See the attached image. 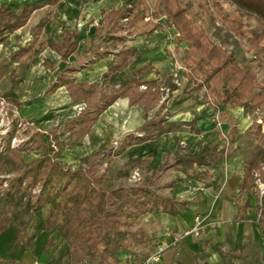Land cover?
<instances>
[{
    "label": "trees",
    "instance_id": "obj_1",
    "mask_svg": "<svg viewBox=\"0 0 264 264\" xmlns=\"http://www.w3.org/2000/svg\"><path fill=\"white\" fill-rule=\"evenodd\" d=\"M59 1H30L18 9L0 6V44L6 41V32L25 25L34 10L46 4L53 6ZM210 1L208 12L211 17H215L218 11L221 14L224 3L234 6L236 13L232 16L221 14L220 19L227 22L236 35L247 37L255 58L264 62V0ZM187 6L179 0H122L120 5L109 10L101 9L96 37L100 39L99 43H105V49L99 50L97 44L94 59L113 53L111 64L101 78L102 83L109 84V90H103L97 82L76 80V70L70 67L60 70L56 82L46 94L65 85L73 101H85L86 106L62 125L45 130L32 126L21 129L18 122L22 119L23 102L14 91L45 43L39 42L36 36L30 44L14 52L12 56L22 60L24 70L22 75L14 71L9 77L10 87L0 94V107L5 106L3 102L16 107V112L11 109L7 129L2 131L0 126V234L12 223L15 242L18 243L31 222L41 217L44 229L60 233L67 246L68 264H120L123 255H131L134 261L142 263L148 255L156 252L154 233L158 230L157 223L143 221L141 217L158 212L177 215L187 208L189 201L177 198L173 191L182 178L176 176L169 182H158L157 175L163 165L154 167L150 162L151 154L147 157L128 156L119 167H114L112 162L116 155H124L131 145L155 140L181 124H188L200 132L196 117L180 123L167 121L162 113L165 101L159 102L162 89L158 79L145 78L151 65L134 67L126 75H120L141 57L140 48L128 45L127 39L149 36L166 25L174 26L178 31L177 41L186 43L187 56L183 64L187 71L183 72L188 83L199 90L205 88L214 108L241 106L245 113H254L249 130L254 133L258 149L244 158L238 189L241 192L253 190L258 182H264V82L258 77L253 63L240 64L234 51L214 42L195 21L188 19ZM46 22L47 18L41 19L38 33ZM62 33L61 42L50 37L47 44L58 51L62 59H68L70 54L79 52V41L75 30L63 26ZM91 62L87 61L84 66ZM173 75L166 78L168 94L178 88ZM142 85L146 88L142 89ZM120 96H129L131 104L143 102L146 111L150 106L144 100L148 103L154 101L157 110L151 117L144 112L146 121L139 128L140 132L125 134L117 147L100 145L83 155L79 165H70L63 159L64 151L69 146L81 145L99 116ZM258 110L263 112L261 116ZM19 130L25 134L24 142L11 146L12 137ZM227 137L229 144L238 140L237 126H231ZM220 142L200 144L194 151L184 147L176 153L173 166L185 178H195L209 186L211 183L207 178L212 174L208 166L219 164L230 155L227 145L221 147ZM179 148H183L181 144ZM32 151H37L38 155L27 160L25 153ZM135 167L142 168V178L126 181ZM112 169H116V175L123 179L108 189L103 182ZM164 188H169L171 193H165ZM259 198L264 231V193ZM249 204L247 200L244 208L247 209ZM51 244L47 241L44 247ZM2 261L0 257V264Z\"/></svg>",
    "mask_w": 264,
    "mask_h": 264
},
{
    "label": "crops",
    "instance_id": "obj_2",
    "mask_svg": "<svg viewBox=\"0 0 264 264\" xmlns=\"http://www.w3.org/2000/svg\"><path fill=\"white\" fill-rule=\"evenodd\" d=\"M30 1L46 0H0V6L18 9ZM104 1L60 0L53 6L46 4L34 10L25 25L12 32H6V41L0 44V50L3 46H12L11 48L15 52L30 44L36 36L39 38V42L44 41L45 43L38 58L25 71L22 81L14 87V91L23 102L20 114L24 119L30 120L37 126L50 128L62 125L69 117L75 115V106L80 101H73L65 85L58 86L53 92L46 94V91L56 82L58 72L66 67L76 70L74 76L78 81L102 84V75L109 68L113 59V53L94 59L97 44H99V50L105 49V43H99L100 39L96 37V29L101 22L103 7L98 9L100 19L97 23L96 10L83 13L79 20L76 15H70L69 8L70 6L76 8L74 3L78 4L79 2L82 7L95 8V5L98 4L99 8ZM34 18L36 21L33 24ZM42 18H47V22L42 31L38 33V24ZM63 26L75 30L79 41V52L70 54L68 59H62L60 53L47 44V39L50 37L59 42L63 40ZM154 34L155 31L147 37L150 38ZM147 45L144 47L143 45H131L140 48L141 57L137 59L134 66L122 70L120 75H126L134 67L149 64L152 67L146 73L145 78H157L163 90L166 87L167 76L174 73H167L164 79L161 78L163 68L168 67V63L162 56L163 49H158L155 44ZM12 55L11 61L15 60L23 66L22 60L14 58ZM89 60L92 62L84 66ZM0 64V66L5 65L2 61ZM14 71L12 69L10 75ZM15 73L17 72L15 71ZM187 86L188 84L185 82L183 88L178 87L166 97L163 96V100L171 102L169 103L171 112L165 113L164 110L167 109L165 105L162 113L167 117L168 122L176 123L196 117L195 123L200 128V132L197 133L188 124H181L155 140L131 145L124 155L115 156L112 165L119 167L125 163L128 156L147 157L151 154L150 162L154 167L163 165V169L157 175L158 182L164 180L163 184L176 176L182 178L174 186L173 191L177 198L189 201L188 207L183 208L177 215L167 212L143 215L141 217L143 221L157 223L158 230L154 236L157 243L156 251L160 246L163 247L160 259L149 263L144 260L139 263L134 261L131 255H123L120 264H264V231L260 214L259 217L257 216L259 213L258 204H255L250 197L243 204L234 197V191H239L238 184L243 174L244 158L241 159L239 155L230 153L221 163L208 166L212 174L207 178V181L211 183L209 186H205L201 180L185 178V175L173 166L176 161V153L184 150V147L194 151L200 144H215L219 140H221V147L229 145L226 144L228 137L224 138L223 136H226L225 132H229L231 126L227 121H223L222 117H220L222 123L217 125L214 118L216 108L214 109L209 104L208 99L197 101L195 91H184ZM141 88L144 89L146 86L142 85ZM144 101L150 106L148 111L144 109L143 102L131 104L129 96L118 97L99 116L90 133L83 138L82 144L69 146L63 155L71 149L73 153H76L73 160L78 162L77 154L88 151L89 143L92 146L88 153L100 145H115L117 147L125 134L138 133L139 128L146 121L144 112H147L148 117H151L157 110L154 101L149 103L148 100ZM218 109L220 111V108ZM180 144L183 147L181 150H179ZM233 144V147L237 146V141ZM88 153H84V155ZM73 160L67 161L71 164ZM136 170L139 171L138 179L133 178ZM142 176V168L135 167L126 181L134 182ZM121 179L123 177L116 175V169H112L109 177L104 180L103 186L110 189ZM163 190L165 193H171L169 188ZM247 191H239V194ZM247 200L250 204L245 209L244 204ZM239 207L241 208L239 209ZM15 238L14 226L10 223L0 234L2 264H36V262L68 264L65 255L67 246L60 233L54 229H44V220L41 217H36L31 222L20 242H15ZM47 241L52 243L48 248L44 247Z\"/></svg>",
    "mask_w": 264,
    "mask_h": 264
},
{
    "label": "rangeland",
    "instance_id": "obj_3",
    "mask_svg": "<svg viewBox=\"0 0 264 264\" xmlns=\"http://www.w3.org/2000/svg\"><path fill=\"white\" fill-rule=\"evenodd\" d=\"M183 4H187V18L195 21L204 31V33L212 39L214 42L220 44L225 48L226 50L234 51L236 58L240 64H245L246 62H251L255 66V71L258 75V77L264 82V62L258 58H255L256 56L253 54V50L249 49L250 41L247 39V37L238 36L236 35L232 30H230L229 26L227 25V22H223L222 19H220V15H229L232 16L234 13H236V9L234 6L224 3L223 4V10L216 12L214 14L215 17H211L210 13L208 12V9H210V0H179ZM122 0H105L102 4H100L98 8V4L95 5V8H87L82 7L80 2L78 4L74 3V7L70 6V15L71 16H77V19L89 10H96V23L98 19H100V8L109 10L111 7L120 5ZM73 8V9H72ZM78 8V9H77ZM99 9V10H98ZM70 16V17H71ZM162 19V18H160ZM80 20V19H79ZM36 21V18L33 19V24ZM126 21V20H125ZM178 34L177 29L174 26H164L158 31H155V34L148 38L147 36H132L127 39L126 43L128 45L136 44V45H143V47L147 44H155L156 47L162 51V56L164 57L165 61L168 63L167 68H163V74L161 75V78L164 79L165 75L167 73H174L173 77L175 79V83L178 85V87L183 88V85L185 82H187L188 86L184 91H195L196 99L197 101L208 99L209 104L214 108V102L212 98L207 96L205 92V88L203 89H196L193 87L192 84H189L187 81V76L184 74L185 66L183 64L184 59L187 56V46L184 42H178L176 35ZM148 46V45H147ZM12 46H3L0 50V61L5 65L0 66V94L3 93L9 86V75L14 69L17 72V75H22V72L24 70L23 66L21 64L17 63V61H11V55L14 52L11 48ZM169 59V60H168ZM253 59V60H251ZM1 65V64H0ZM178 65H181V68H177ZM178 78V79H177ZM178 80V81H177ZM180 82V83H178ZM103 90L108 91L109 90V84L102 83L100 84ZM188 89V90H187ZM162 91V96L159 99V102L165 101V105L167 106V109H165V113H170L171 111V105L168 102V100H163V96L166 97L168 95V89L165 88ZM171 100V97L169 101ZM4 101V100H3ZM3 104L0 107V120L9 121L10 119V112L11 109L16 112V107L8 106L7 103L3 102ZM79 103H85V101H80ZM86 106V103H85ZM84 106V108H85ZM83 108V109H84ZM82 109V110H83ZM215 109V108H214ZM218 109V108H216ZM81 110V111H82ZM81 111H78L77 108H75V115L80 113ZM219 111V109H218ZM258 115H262L263 112L261 110H258ZM220 117H222L223 121H227V123L230 126H237V133L239 134L238 140H237V146H232V144L228 145V149L230 153L237 154L242 158H246L249 155H251L254 151L258 149L257 142L254 140V133L250 131V126L252 124V121L254 119V113H245L243 108L241 106H235V107H226L225 105H221L220 111H219ZM19 126L22 127L21 129H25L28 127L34 128H40L44 129L42 126H37L30 122V120L22 119L18 122ZM218 125V124H217ZM47 128H49L47 126ZM35 129V130H36ZM45 130V129H44ZM19 130L16 133L17 141L15 144H11V146H16V144L22 145L24 142V133ZM228 132V131H227ZM227 132H225L226 136H223L224 138L227 137ZM88 137L86 136V139ZM89 147L87 148L88 151H82L77 154V157L80 159L84 153H88L90 151V143L88 144ZM234 145V144H233ZM72 150L70 149L68 153L63 155L64 160H73V157H76V153L74 152L72 154ZM38 155L37 151H32L25 153V157L27 160H31L34 157ZM77 161V160H76ZM73 160L70 165L77 166L79 165V161L76 162ZM122 162V159L120 160ZM120 162V163H121ZM78 163V164H77ZM77 164V165H76ZM117 182V181H115ZM160 183L164 182V180L159 181ZM6 185V183H5ZM261 182H258V185L255 189L247 191L245 193L239 194L240 192L235 190L234 191V197L238 200H240L243 204V202L250 197L255 204L259 203V195L261 194ZM259 217V213L257 214Z\"/></svg>",
    "mask_w": 264,
    "mask_h": 264
},
{
    "label": "built area",
    "instance_id": "obj_4",
    "mask_svg": "<svg viewBox=\"0 0 264 264\" xmlns=\"http://www.w3.org/2000/svg\"><path fill=\"white\" fill-rule=\"evenodd\" d=\"M177 68H178V69L181 68V65H178ZM177 79H178V78H177ZM177 81H178V80H177ZM178 83H179V82H178ZM3 106H4V105H3ZM84 106H85V103H77L75 107L78 109V111H81V110L84 108ZM214 118H215L216 123H217L218 125H220V124L222 123V120H221L220 115H219V111H218L217 109H216V113H215V117H214ZM7 125H8V121H4V120L2 119L1 122H0V126L3 128L2 131L7 129ZM16 141H17V137H16V135H15L14 137H12L11 144L14 145ZM226 144H229L228 141H227V139H226ZM16 145H17V144H16ZM1 148H2V147L0 146V149H1ZM133 178H134V179H138V178H139V171H138V170H136V171L134 172V174H133ZM261 184H263V185L261 186V193H264V182H262ZM162 249H163V247L160 246L159 249H158L156 252H154L153 254H151V255L146 259V263H149V262H151V261H158V260L160 259V253H161ZM36 264H41V263H40V262H36Z\"/></svg>",
    "mask_w": 264,
    "mask_h": 264
}]
</instances>
